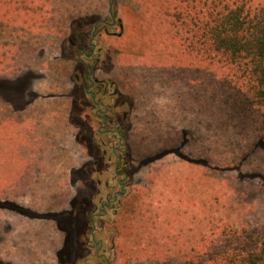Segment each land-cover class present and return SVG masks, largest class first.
<instances>
[{
  "label": "rangeland",
  "instance_id": "1",
  "mask_svg": "<svg viewBox=\"0 0 264 264\" xmlns=\"http://www.w3.org/2000/svg\"><path fill=\"white\" fill-rule=\"evenodd\" d=\"M167 1H119L124 36L111 41L121 47L111 78L135 103L132 189L141 206L121 216L120 254L114 264H166V257L151 256L141 248L161 245L168 233L178 235L180 229L196 242L203 226L192 219L203 204L210 209L206 214L214 215V224L216 217L250 226L264 223V133L260 138L252 131L241 136L222 126L214 113L212 71L186 63L184 55L165 52L159 46L163 40L155 45L161 49L152 45L150 39L160 38L164 28L154 23V16L161 18L165 6L160 4ZM24 22L27 28L35 25L33 17L21 14ZM20 45L0 46V222L19 227L16 238L24 236L30 249L22 252L20 243L2 241L0 233V264H56L66 250L59 224L68 220L63 214L77 195L80 168L78 148L70 137L73 96L63 77L52 90L35 81L45 75L32 70L45 50H31L29 59ZM32 91L58 96L46 97L42 104ZM62 93L68 98H61ZM219 195V203L210 202ZM17 213L21 216L15 217ZM172 218L175 222L168 226L165 219ZM153 235L161 240H149ZM30 250L37 252L25 255ZM167 258L170 264H180L173 251ZM36 259L43 263H30Z\"/></svg>",
  "mask_w": 264,
  "mask_h": 264
},
{
  "label": "trees",
  "instance_id": "2",
  "mask_svg": "<svg viewBox=\"0 0 264 264\" xmlns=\"http://www.w3.org/2000/svg\"><path fill=\"white\" fill-rule=\"evenodd\" d=\"M163 3L160 4L165 6L164 10L161 8L162 16L155 14L154 23H162L165 29H161L160 38L150 39L152 45L163 40L159 46L165 52L184 55L186 63L195 62L211 70L216 87V100L211 101L219 123L241 136L248 131L255 137L261 136L264 133V0ZM96 4L103 6L99 0H0V46L20 45L26 40V51L35 49L29 44L31 39L62 36L66 17L75 18L83 9ZM21 14L35 19L33 28H27L25 22L21 24ZM221 197L216 196L210 202L219 203ZM135 205L141 206L137 201ZM198 209L192 220L203 228L196 242L192 243L180 229L178 235L168 233L163 244L141 250L158 258L166 257V264L173 262L167 258L171 251L179 254L180 264H264V223L250 226L242 220L216 217L214 224L215 217L206 214L207 210L210 212L206 205ZM174 219L165 221L170 226ZM149 240L158 243L161 238L153 235Z\"/></svg>",
  "mask_w": 264,
  "mask_h": 264
},
{
  "label": "flooded vegetation",
  "instance_id": "3",
  "mask_svg": "<svg viewBox=\"0 0 264 264\" xmlns=\"http://www.w3.org/2000/svg\"><path fill=\"white\" fill-rule=\"evenodd\" d=\"M99 1L103 6L83 9L75 18L66 17L62 36L31 39L29 44L35 49L28 52L26 40L21 44V51L30 54L29 59L31 50H45L35 58L38 68L32 69L45 75L35 81L45 82L52 90L63 77L68 83L67 93L73 96L69 98V120L80 168L75 177L77 195L63 214L68 220L59 224L66 250H60L56 264L116 263L121 216L136 203L131 169L135 158V103L111 78L121 54V47L111 41L124 36L121 5L120 0H108V5L105 0ZM64 94L61 98L67 97ZM33 96L46 104V97L58 95L44 91L40 95L33 92Z\"/></svg>",
  "mask_w": 264,
  "mask_h": 264
},
{
  "label": "crops",
  "instance_id": "4",
  "mask_svg": "<svg viewBox=\"0 0 264 264\" xmlns=\"http://www.w3.org/2000/svg\"><path fill=\"white\" fill-rule=\"evenodd\" d=\"M45 103V102H44ZM72 135H73V133H72ZM71 138H72V136H70ZM30 193H31V191H30ZM28 196V195H27ZM0 214H1V211H0ZM19 215V216H18ZM20 217L21 216V214L20 213H17L16 215H15V217ZM1 217V216H0ZM0 221H1V219H0ZM18 229H19V227H16V228H12L11 227V225H10V223L8 224V225H3V224H1V222H0V233H2V235H3V237H4V239H1L2 241L4 240V241H16L17 243H20L21 244V250H22V252H24V250H26V249H30V248H27L26 247V245H25V243H24V241L22 240V238L24 237V236H22L21 235V239H20V237H18V239L16 238V234H17V232H18ZM44 241V240H43ZM30 244V243H29ZM35 245V244H34ZM34 251V252H33ZM37 251H35V250H32V252H31V250L30 251H27V252H25V253H28V254H25V255H27V256H33V254H35ZM58 253V252H57ZM1 254H3L2 252H0V255ZM50 254V251H48L46 254H44L43 255V257H46V256H48ZM4 256V254L2 255V257ZM54 256V255H53ZM36 257V256H35ZM50 257V256H49ZM27 258H29V257H27ZM37 258V257H36ZM36 261V263H40V262H42L41 260H34V261H31L30 263H34ZM51 261V260H50ZM49 261V262H50ZM29 262V261H28ZM45 262H48V260L46 259L45 260ZM43 263V262H42Z\"/></svg>",
  "mask_w": 264,
  "mask_h": 264
}]
</instances>
